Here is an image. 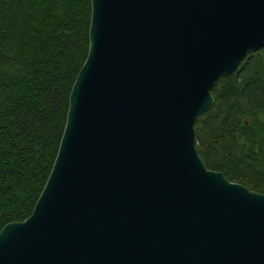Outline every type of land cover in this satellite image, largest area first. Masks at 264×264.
<instances>
[{
	"label": "water",
	"instance_id": "water-1",
	"mask_svg": "<svg viewBox=\"0 0 264 264\" xmlns=\"http://www.w3.org/2000/svg\"><path fill=\"white\" fill-rule=\"evenodd\" d=\"M88 50L0 264H264V193L206 167L195 122L264 44V0H90Z\"/></svg>",
	"mask_w": 264,
	"mask_h": 264
},
{
	"label": "trees",
	"instance_id": "trees-1",
	"mask_svg": "<svg viewBox=\"0 0 264 264\" xmlns=\"http://www.w3.org/2000/svg\"><path fill=\"white\" fill-rule=\"evenodd\" d=\"M90 13V0H0V229L30 215L47 180ZM211 92L195 122L204 164L264 193V44Z\"/></svg>",
	"mask_w": 264,
	"mask_h": 264
}]
</instances>
